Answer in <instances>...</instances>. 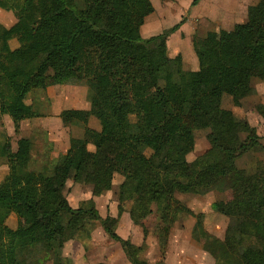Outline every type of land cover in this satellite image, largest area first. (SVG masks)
Instances as JSON below:
<instances>
[{
  "label": "trees",
  "instance_id": "trees-1",
  "mask_svg": "<svg viewBox=\"0 0 264 264\" xmlns=\"http://www.w3.org/2000/svg\"><path fill=\"white\" fill-rule=\"evenodd\" d=\"M0 6L15 10L24 23L23 43L13 48L14 33L0 22V113L13 120L16 131L25 118L42 116L51 73L56 83L88 86L84 121L94 115L101 124L99 131L86 125L94 150L87 137L75 136L66 153L37 169L31 168L29 152L14 150L9 137L0 140V164L9 167L0 180V264H41L39 258L32 261L36 251L53 264H67L63 252L70 225L55 218L60 211L100 220L112 238L124 242L117 219L70 204L64 189L73 170L85 169V181L104 189L111 188L114 172L140 173L144 188L131 214L145 216L157 202L172 211V224L178 211L192 213L177 192H206L258 142L254 136L240 140L238 133L249 126L232 117L214 125L211 137L224 160L207 168L204 183L188 182L182 156L194 147L201 115L219 107L225 93L240 104L253 92L232 70L264 77V0L248 7L251 36L221 29L218 46L199 52V76L185 69L181 54L168 57L164 50L163 39L180 23L142 37L145 18L154 11L151 0H0ZM55 36L59 39L51 44ZM30 97L33 108L27 115ZM246 183L235 200L212 204L231 217L233 229L230 240L213 250L217 264H264L256 244L261 237L264 241V187L256 191L251 178ZM9 218L17 225H9Z\"/></svg>",
  "mask_w": 264,
  "mask_h": 264
},
{
  "label": "rangeland",
  "instance_id": "rangeland-1",
  "mask_svg": "<svg viewBox=\"0 0 264 264\" xmlns=\"http://www.w3.org/2000/svg\"><path fill=\"white\" fill-rule=\"evenodd\" d=\"M193 1L151 0L154 11L146 16L141 35L148 38L180 23L179 28L163 39L164 50L168 57L181 54L185 69L199 76L202 73L199 52L207 47L218 46L221 29L239 30L245 36H251L248 7L258 1L209 0L197 15L196 6L198 7L202 0L197 3ZM221 8L225 10L222 12ZM226 9L233 13L227 14ZM0 22L14 33L10 40L11 47H19L23 43L19 30L24 23L18 18L16 11L0 6ZM66 23L67 20H63L62 24ZM58 39L57 36L53 37L51 44ZM232 74L242 77L253 92L243 97L240 104H235L233 97L225 93L219 107L201 115L194 130V147L182 156L187 162L188 182L204 183L207 168L224 160V152L211 137L214 125L232 117L249 126L248 130L238 133L240 140L254 136L258 142L241 152L230 166L229 174L213 180L206 192H177L176 197L192 213L178 211L172 224V211L157 202L150 205L153 211L145 216L134 217L131 214L130 210L136 206L137 196L144 188L140 173L114 172L111 188L104 189L85 181V169L73 170L64 189L70 204L75 208L97 209L102 217L111 216L117 219L116 231L124 242L112 238L100 220L60 211L55 218L70 225L66 232L63 252L67 264L218 263L213 250L230 240L233 229L231 217L216 211L212 204L217 201L227 203L235 200L245 189L249 178L253 180L256 191L264 187V77L242 69H233ZM46 82V90L52 98V105L48 108L49 122L55 124V133L60 136L54 156L50 152L54 143L44 130H39L33 127L31 122L25 121L16 131L12 121L0 113V140L5 136L9 137L14 150L29 152L32 159L31 168L35 169L45 164L50 165L51 161L58 159L62 151L72 146L75 136L87 137L88 148L94 150V137L86 132V125L95 130L101 129V124L95 119L84 121V105H90L87 85L57 84L51 73L46 76ZM65 87H71L67 89L73 97L70 104L68 98L61 95ZM43 101L45 109L46 98ZM26 111L30 113L31 107H27ZM22 138H29L30 141H21ZM142 150L147 156L152 154L148 147H143ZM8 170L7 164H0V180ZM8 223L14 227L18 220L9 218ZM164 237L167 238L165 241ZM260 239L256 243L257 248L264 253V241L262 237ZM35 258L41 259V264H53L51 259L45 258L44 252L36 251L32 261Z\"/></svg>",
  "mask_w": 264,
  "mask_h": 264
},
{
  "label": "crops",
  "instance_id": "crops-1",
  "mask_svg": "<svg viewBox=\"0 0 264 264\" xmlns=\"http://www.w3.org/2000/svg\"><path fill=\"white\" fill-rule=\"evenodd\" d=\"M206 1H209V0H202L201 2H200V4H199V6L197 7L196 6V10H197V12H196V10H195V12H196V15H197V13H198V11L199 10H201V8L203 9V7H204V3L206 2ZM212 1V0H211ZM219 1H221V0H219ZM249 1H251V0H249ZM254 1H256V0H254ZM258 1V0H257ZM253 2V1H252ZM247 8V7H246ZM220 10H222V12L225 10L224 8H221ZM226 12H227V14H232L233 12L231 11V10H228V9H226ZM205 17V16H204ZM57 84H59V83H57ZM46 85H47V82H46ZM64 85H69V84H64ZM57 86H59V85H57ZM69 88H71V87H65V88H63V89H65L64 91H61V95H62V97H64L65 96V98H68L67 100H68V104H70V102H71V100L73 99V97L72 96H70V94L68 93V90L67 89H69ZM47 89V88H46ZM63 92V93H62ZM86 92H87V89H86ZM46 96L49 98V102L46 104V108H45V110H44V114L42 115V116H36V117H27L28 118V120H22L21 122H20V125L21 124H23L25 121H28V122H31V125L33 126V127H35V128H38L39 130H44V132H46L48 135H49V139L50 140H52L53 141V145H52V147L50 148L51 150H50V152L53 154L52 156H54V154H56V148H57V144L60 142V136H58L57 134L58 133H55V127H54V123L52 122V121H50L49 122V107L52 105H50V98H51V95H50V93H49V91L48 90H46ZM52 99V98H51ZM88 102V101H87ZM55 103V102H54ZM29 104V105H28ZM27 107H31V110H32V108H33V98L32 97H30V98H28L27 100H26V106H25V113L27 114V115H29L30 113H28L27 111H26V108ZM90 109V105H89V103H86V105H84V110H85V117H86V111L87 110H89ZM31 112V111H30ZM3 115H5V114H3ZM6 117H8V119L9 120H11L12 121V124H13V126H15L14 125V122H13V120L8 116V115H5ZM92 119H95V120H97L98 121V123H99V125H100V122H99V120L94 116V115H90L89 117H88V120H92ZM101 126V125H100ZM20 129V128H19ZM97 130H100V129H98L97 128ZM56 145V146H55ZM71 146H68V148L66 149V150H64V151H62L60 154H64V153H66L67 152V150L70 148ZM59 152V151H58ZM7 173V172H6Z\"/></svg>",
  "mask_w": 264,
  "mask_h": 264
}]
</instances>
